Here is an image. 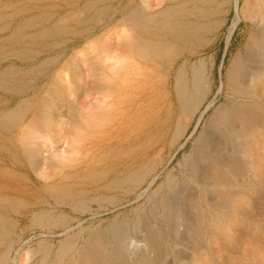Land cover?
<instances>
[{
    "label": "bare ground",
    "instance_id": "1",
    "mask_svg": "<svg viewBox=\"0 0 264 264\" xmlns=\"http://www.w3.org/2000/svg\"><path fill=\"white\" fill-rule=\"evenodd\" d=\"M66 199L136 204L80 243ZM26 217L63 225L51 264H264V0H0V264Z\"/></svg>",
    "mask_w": 264,
    "mask_h": 264
},
{
    "label": "rangeland",
    "instance_id": "2",
    "mask_svg": "<svg viewBox=\"0 0 264 264\" xmlns=\"http://www.w3.org/2000/svg\"><path fill=\"white\" fill-rule=\"evenodd\" d=\"M237 17H238V15L234 12V9L232 8L230 10V12L228 13L227 17H226L225 25L223 26V28L220 30V32L218 33L217 37L215 38L213 48L211 50H209V51H207V50L205 51V55H210V54L213 53L216 56V61H215V66H214V75H215V78H216L215 90H217L218 87H220V82H219V80H220V70L221 69L223 70L224 69V65L227 64V60L229 58L230 51L234 52L236 47H237V44H241L243 39L245 37H247V34L244 33L245 31H243V23L239 19V17L238 18ZM232 24H234V33H233V36H232L231 44L226 49L225 37L227 35V31H228L229 27L232 26ZM222 61L224 63L223 67H222ZM218 71H219V73H218ZM47 83H49L47 81V78H44V79L43 78H39V81L37 83V87H35V93L38 92V93L41 94V96H43L45 94V92H46L47 87H48ZM38 97H39V95H38ZM219 100H220V97L215 98L214 99V103H216V104H217V102L219 103ZM212 109H213V107L210 108V110L208 111L206 116L212 112ZM191 129H193L192 126L190 127V131H191ZM184 139L185 138H183V139L181 138L179 140V142H178L179 144H177L176 146L182 144L184 142ZM191 139L187 140L183 144V146L180 147L175 152V154L172 156V158H170L168 160L167 164L159 171V174L156 177L154 184H156L157 182L160 181V179H162L163 174L165 172H167L169 170V168L176 167V164L180 160V158L182 157L183 153L189 148ZM164 157H165L164 159H167L168 158V153L164 154ZM81 181H82V183H81ZM78 182L76 184L77 188H79V189L82 188L83 191L88 192L90 195L93 194V192L91 191L92 185H91V183L88 180H86V179H81V180L78 179ZM88 188H89V190H88ZM50 202H53V200H50ZM95 203H96V201H94V202L91 201L89 203H86L81 208H76V207H74V205L72 204L71 201L69 202V200L66 199V202L64 201V203H62L58 207L59 211L65 214L66 219L67 218L71 219L70 223H69L71 226L78 225V224L80 226V224H81V227L82 226L84 227V229L82 231V235L79 238L80 243H82L83 239L86 238L88 235H90L92 232L96 231L97 227H99L98 229L104 228L111 221V218H113L119 211H122L123 209L129 208V207L133 206V204L135 205L136 201L133 200V201L127 202V203H125L123 205H119V206H117L115 208L113 206H111V204H109V202L107 203V201H102V202L96 203L98 206ZM52 204L53 205L49 206V208L53 207V209H55L54 203H52ZM44 205H46V204H44ZM99 205H102V206H99ZM54 211L56 212V210H54ZM85 227H87V228H85ZM20 228H22V230H19L21 238H20V241H17L16 246H15L16 248L17 247H21V250H19L17 252L18 255L16 254L17 264H20V263L21 264H27V263H24V261L27 260V258L25 257L26 255L24 253L26 247H38V246H40V244H42L41 246H44L45 244H43V242L44 243L46 242L47 243L46 245L50 244V245L53 246V248H52L53 251H52L51 255H49L48 260L46 262V264H49V263L51 264L53 262V260H54V255H52V254L54 253V251H56V248H58L59 240L64 238V233L65 232L63 230V225H59L57 227H50V230H49L48 227L42 226V228H41V225L32 226L31 222H30V219L28 217H26V218H24L22 220ZM77 229L78 228H74V231H77ZM89 230H91L92 232L89 231ZM70 232L72 233L71 228H70ZM39 240H41V241H39ZM48 241L51 242V243H49ZM40 242H42V243H40ZM25 258H26V260H25ZM38 258H40L38 255H36L33 258L30 257V261H28V263L29 264H36ZM8 264H10V263H8Z\"/></svg>",
    "mask_w": 264,
    "mask_h": 264
}]
</instances>
